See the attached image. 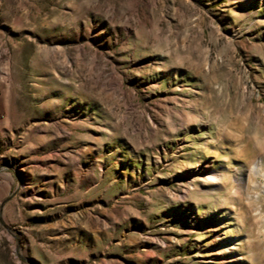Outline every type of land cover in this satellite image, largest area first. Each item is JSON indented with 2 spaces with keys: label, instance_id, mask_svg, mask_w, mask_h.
Returning <instances> with one entry per match:
<instances>
[{
  "label": "rangeland",
  "instance_id": "obj_1",
  "mask_svg": "<svg viewBox=\"0 0 264 264\" xmlns=\"http://www.w3.org/2000/svg\"><path fill=\"white\" fill-rule=\"evenodd\" d=\"M0 264H264V0H0Z\"/></svg>",
  "mask_w": 264,
  "mask_h": 264
}]
</instances>
